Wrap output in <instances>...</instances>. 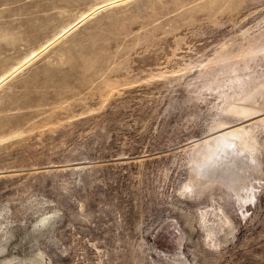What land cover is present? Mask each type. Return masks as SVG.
I'll use <instances>...</instances> for the list:
<instances>
[{"label": "rangeland", "instance_id": "rangeland-1", "mask_svg": "<svg viewBox=\"0 0 264 264\" xmlns=\"http://www.w3.org/2000/svg\"><path fill=\"white\" fill-rule=\"evenodd\" d=\"M102 1L0 0V75ZM262 31L264 0H129L2 83L0 264H264V113L231 111L264 89ZM232 61L251 75L220 98L203 85ZM223 121L255 137L231 157L254 177L243 209L216 178L187 189ZM200 211L231 220L217 248Z\"/></svg>", "mask_w": 264, "mask_h": 264}, {"label": "bare ground", "instance_id": "bare-ground-1", "mask_svg": "<svg viewBox=\"0 0 264 264\" xmlns=\"http://www.w3.org/2000/svg\"><path fill=\"white\" fill-rule=\"evenodd\" d=\"M126 1H129V0H104V1L100 2L99 4L92 6L87 11L83 12L82 14H80V16L75 21H73L69 25L65 26L53 38L46 40V42L43 43L40 47H38L36 50L32 51V53L30 55L26 56L22 61L18 62L17 64L12 66L10 69H8L4 73H2L0 75V85L2 83L6 82V80H8L11 76L16 74L18 71H20L26 65H28L31 61H33L34 58H36L44 50H47V48L50 45H52L54 42L59 40L67 32H69L73 28L77 27L81 22L85 21L86 19H89L90 17H93L96 13H98L99 11H101L102 9H104L108 6L118 5L121 3H125ZM262 33H264V32L262 31ZM255 38L258 39V37H255ZM259 38H260V36H259ZM252 40H255L254 37ZM262 40H263V38H262ZM263 41L262 42H259L257 40H256V42L252 41L254 44L253 43L251 44V42H250V44L252 46L250 48L249 47L248 48L250 51L253 52V55H251V56H254V54H255L254 52L256 50H258L259 48L260 49L263 48V50L261 49L262 50L261 52L262 53L264 52V42ZM239 49H240V47H239ZM249 50H246V51H249ZM221 51H223V50H221ZM252 52H249V53L252 54ZM241 53H242V51L240 52V54ZM249 56H250V54H248V57ZM246 57H244V58H246ZM241 58H243V57H241ZM250 58H253V60H254V57H250ZM248 60L251 61L250 59H248ZM248 60L246 63L249 64V66H250V63H248ZM223 61H224V59H223ZM243 61H244V59H243ZM220 63H222V62H220ZM235 63H237V62H235ZM235 63L233 62L231 64V65L234 64L235 66L233 65L230 67H228L227 65H225L223 63L224 66L223 67L221 66L222 68L220 67V69L217 72H215V74L211 73V75H210L207 73V75L208 76L210 75L211 78L210 77L207 78V76L205 75L207 78V81H205V79H204V81L206 83L203 81V83H205L203 86L207 87L209 89H212L213 87H212L211 83L213 81L217 82L216 87L213 88V90L217 89L220 98H224L226 96V92L231 88H235V90L236 89L242 90L246 86V84H248L247 79H249V75H251V74L250 73H244V72L242 73L241 71H243V70L245 71V69H240L241 67L236 68L237 65ZM247 64H244L245 65L244 67L242 65L241 66L243 68H245V67L247 68L248 67ZM238 65H240V64H238ZM237 67H239V66H237ZM250 68H251V66H250ZM211 69H212V67H211ZM209 72H211V71H209ZM212 72H213V70H212ZM215 82H213V83H215ZM237 90L235 91V93H237ZM248 96H247L248 98L246 97L247 99L244 97V99H245L244 102H242L240 104H237V103L232 104L231 105L232 106L231 111H233L235 113V115L242 116V117H247L249 114L261 115V113H264V89L262 87H260V88L258 87V89L254 90L252 92V94L250 93V95H248ZM262 120L264 122V118H262ZM241 127H242L241 124L238 122L223 121V123L221 124L220 129L218 131H216V129H215L216 132H213L206 137L205 143L198 149V151L195 154L196 156H194V160L191 163V167H190L191 168V178H190L191 180L189 179L190 181L187 183L188 184L187 185L188 190L193 189L194 183H196V182L198 183V180H202V179H206V178H211V179L216 178V179L220 180L221 183L225 186V188L233 195V197L236 199V203L238 204V206L240 208L243 209V207L248 202H252L253 198H255L254 196H255V192H256L255 191V185H254L255 182L253 183L254 177H252L251 176L252 174L250 175V173H249V175H245V174H242V171L238 170V169L241 170L242 167L247 166V164L244 161L238 160L239 162L237 161L238 163L236 166L234 163L235 162L234 158H231L234 156L232 154H235V150L237 151V154H241V152H243V151L244 152L249 151L250 146H252L254 144L255 137L253 135H249L250 130L249 129H243ZM254 127H256V126L253 123H251L249 125V128H254ZM196 145L197 144H193V146H196ZM227 155L230 156L231 159L230 158L229 159L231 161L233 160L235 167L231 166L228 168H224V166L226 164L228 165V160L225 158V156H227ZM250 155H251V153H250ZM251 157H252V155H251ZM230 160H229V165H230ZM247 167H245V168H247ZM218 208H220V207H218ZM215 209L213 208V212H215L214 211ZM200 212L202 213L200 216V219H201L200 221L202 224L209 222V223H212V225L213 224L214 225L219 224V226H220V227L218 226L219 229L217 231L214 230V228H211V229L205 228V229H207L206 239H208L210 241L209 242L210 246L212 245L215 248H217L219 246V243L217 242L218 236H219V234H221V232H223V230H225L226 228H228L230 226L231 220L226 215H224L222 217L220 215H217L218 218L208 219L205 215L206 213L204 214L202 211H200ZM241 214L244 215L243 212Z\"/></svg>", "mask_w": 264, "mask_h": 264}]
</instances>
